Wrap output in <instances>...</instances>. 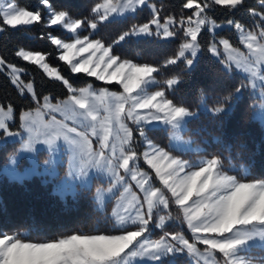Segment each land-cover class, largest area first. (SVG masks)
<instances>
[{
	"label": "snow or ice",
	"instance_id": "snow-or-ice-1",
	"mask_svg": "<svg viewBox=\"0 0 264 264\" xmlns=\"http://www.w3.org/2000/svg\"><path fill=\"white\" fill-rule=\"evenodd\" d=\"M144 9L150 14L144 22L128 25L110 42L99 38L102 26L135 18ZM220 9L232 17L246 12L251 23L235 18L218 22L214 16ZM35 25L63 30L67 39L52 32L40 38L54 46L55 58L70 73H85L105 86L77 88L49 62L53 53L18 48L17 58L38 66L67 90L60 99L44 94L34 78L26 79L25 68L0 55V73L29 100L19 110L11 101L0 102V148L18 143L7 156L10 165H18L22 153L35 154L44 145L49 153L45 166L65 149L66 176L72 181L91 190L93 178L106 180L107 187H96L94 200L100 211L106 202L114 203L107 216L111 230L77 231L43 241L3 233L0 264H176L180 256L191 264H255L248 254L264 250V177L250 169L226 168L221 155L189 161L173 149L188 150L184 146L192 142L184 134L199 132L192 127L200 119L197 108L222 124L246 94L255 93L258 102L250 107L264 120V0L258 6L249 0H186L178 15L152 0H98L89 16L79 17L56 0H38L36 8L0 0V36ZM225 26L235 31L237 42L219 34ZM138 38H157L175 47L153 63L123 58L116 51ZM205 54L231 80L212 95L202 90L194 108L176 94ZM153 124L166 126L168 146L152 139ZM39 166L33 156L29 171H9L22 181ZM62 183L66 191L70 182ZM169 224H178L179 230H165ZM152 228L161 234L154 238Z\"/></svg>",
	"mask_w": 264,
	"mask_h": 264
},
{
	"label": "trees",
	"instance_id": "trees-1",
	"mask_svg": "<svg viewBox=\"0 0 264 264\" xmlns=\"http://www.w3.org/2000/svg\"><path fill=\"white\" fill-rule=\"evenodd\" d=\"M96 2L98 0H56L58 6L67 8L74 17L89 16L90 9ZM152 2L163 3L167 12L178 15L186 0H152ZM17 3L20 6H31L32 8L38 6V0H17ZM249 4L258 6V0H249ZM183 11L185 15L190 14V10ZM149 15L148 10L144 9L138 12L135 18L129 16L124 22L102 26L98 36L110 42L123 28L132 23H142ZM214 18L218 22L235 18L246 24L251 23V18L243 11L237 12L232 17L220 9L215 13ZM47 32L55 35L65 34L58 27L47 28L43 25L15 31L9 30L0 36V55L5 56L9 62L15 63L18 67L25 68L28 73L26 79L34 78L38 89L44 94L52 93L54 96L63 98L68 93L59 82L47 78L38 66L24 62L14 55L20 47L33 51L51 52L53 56L49 62L58 66L75 87H85L94 78L85 73H70L64 62L55 58L54 46L47 39L40 38L43 33ZM219 34L236 41L235 31L227 26L220 30ZM174 47V44L165 40L138 38L118 46L116 51L123 58L136 62L153 63L162 61L166 55L171 54ZM220 69L221 65L209 54H205L195 71L185 77L183 86L176 94V99L183 100L196 108L202 90L206 96L212 95L214 89L219 90L226 81L231 80V77H225ZM169 74L171 73L165 72L164 75ZM240 78L237 76V80ZM256 99L253 93L246 94L239 106L223 118L222 124L217 122L210 113L197 108L200 119L192 127L200 130L198 133L186 132L185 138L197 145H204L207 152L201 151L202 154L221 155L224 164H231L241 171L250 169L257 178L264 177V124L254 118L253 109L250 107L254 105ZM3 101L13 102L18 110L29 104V100L21 98L8 78L0 73V102ZM211 106L209 102L208 107ZM150 135L156 143L168 146L169 139L165 129L152 128ZM217 138L221 142L218 143ZM15 148H18V143H10L6 148H0V234L19 232L26 239L43 241L77 231L111 230V222L107 219L111 205L107 206L104 211L98 210L94 200V187L91 190L86 187L80 188L74 194L62 197L54 191L51 181H43L37 176L22 181L11 180L3 174L2 166ZM174 152L186 154L181 151L174 150ZM176 228L175 225L169 224L165 230L173 231ZM155 234H161V230L156 229ZM176 264H191V261L185 256H180L176 259Z\"/></svg>",
	"mask_w": 264,
	"mask_h": 264
},
{
	"label": "rangeland",
	"instance_id": "rangeland-1",
	"mask_svg": "<svg viewBox=\"0 0 264 264\" xmlns=\"http://www.w3.org/2000/svg\"><path fill=\"white\" fill-rule=\"evenodd\" d=\"M220 31V30H219ZM87 33H82V35H86ZM61 36L62 38L67 39L68 35L65 33L64 35H58ZM223 36V35H222ZM237 42V37L235 38ZM237 46H239L237 44ZM85 57L87 56V53L83 54ZM93 80H91L88 84H92L94 88H100L105 86V83L102 81H98L95 77ZM87 84V85H88ZM86 85V86H87ZM85 86V87H86ZM111 90L114 91H119L120 88L118 86L115 85H109ZM257 99L254 101V104H257L258 102V95L253 93ZM60 99H64L65 97L61 98L58 97ZM210 108V107H209ZM254 118L260 120L263 124H264V120H262L260 118V111H256L255 113H253ZM151 128H161V129H165L166 130V126H164L163 124H153L151 126ZM184 139L190 140L188 138ZM178 143V142H177ZM168 145H169V141H168ZM19 146V145H18ZM184 147H188V150H181L180 147L173 149V151H181V152H186V154H178L176 152H174L177 155H180L183 159H187L189 161H195L196 159L203 157V156H207L205 154L200 153L201 151H195V149L197 148H205L204 145H197L195 143H191L190 147L189 146H184ZM39 151L35 154H31V153H22L21 154V163H19L18 165H10L8 162H6L1 169V172L3 174H5L9 179H13L11 174H10V169L15 167L17 169L18 172L24 173L26 171H29L31 169V158L33 156H35V158L40 162V166L39 168L35 171V173H29L28 175L25 176L24 179L26 178H30L33 176H37L40 177L41 180L43 181H51L54 187V191L58 194H60L62 197H65L68 194H74L75 192H77L78 190H80V188H84L81 186L80 181H72L70 177L66 176L67 173V154H66V150L65 149H61L60 152H57L56 154H54V162L51 165L45 166L43 164V161L48 160L49 159V153L47 151V147L44 145H38ZM141 167H147L146 165L143 164V162H141ZM225 167H232L235 168L233 165L231 164H226L225 163ZM236 169V168H235ZM232 174H237V173H232ZM23 179V180H24ZM69 181V187L66 191H62V187H63V181ZM103 185L104 187H107V182L106 180L102 179V178H93L91 181V188L94 187V194H95V189L96 187H99ZM157 186H159L158 182H157ZM111 205V209L109 210V213L111 212L114 203L113 202H106L105 205V209H107V206ZM175 210H174V215H175ZM175 225L177 228L174 229L175 230H179V225L178 224H172ZM156 232V228H152V234L153 237H158L160 234H155ZM250 256L251 259H253L255 261V264H261V261H264V250H261L259 248H254L252 250V252L250 254H248Z\"/></svg>",
	"mask_w": 264,
	"mask_h": 264
}]
</instances>
